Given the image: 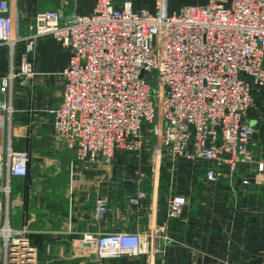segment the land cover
Segmentation results:
<instances>
[{"label": "built area", "instance_id": "1", "mask_svg": "<svg viewBox=\"0 0 264 264\" xmlns=\"http://www.w3.org/2000/svg\"><path fill=\"white\" fill-rule=\"evenodd\" d=\"M17 6L18 0H0V55L6 48L13 61L22 43L29 53L44 36L70 51L59 72L64 88L53 127L80 161L110 164L117 152H140L153 132L158 156L168 157L173 168L206 161L204 176L214 183L235 178L254 159L248 114L253 90L264 87V0H206L177 12L169 11L166 0H156L154 9L137 7L134 0H96L89 13L37 12L27 35L20 30ZM19 75H35L29 60L0 84V128L3 115L10 120L15 111L12 84ZM30 158L11 142L0 150V264H49L41 261L28 226L11 220L12 179L28 175ZM258 171H264V161ZM147 178L136 169L131 204L150 196L140 185ZM252 181L243 178L241 184ZM188 203L186 195L170 192L162 224L152 221L145 233L84 234L72 252L84 247L95 260L143 253L150 240L171 241L170 223ZM95 206L98 217L109 210L106 197Z\"/></svg>", "mask_w": 264, "mask_h": 264}, {"label": "crops", "instance_id": "2", "mask_svg": "<svg viewBox=\"0 0 264 264\" xmlns=\"http://www.w3.org/2000/svg\"><path fill=\"white\" fill-rule=\"evenodd\" d=\"M95 2L85 11H69L89 13ZM17 9L25 35L37 12H64L56 0H18ZM25 45L17 48L13 61L6 48L1 50L0 84L11 70L19 73L24 60L32 63L35 75L13 80L15 111L10 120L3 115L0 150L5 151L11 142L14 150L30 154L28 175L12 179L11 207L21 212L15 225L28 226L42 262L50 264L48 256L59 255L60 264H264V171H258V163L264 161L262 114L258 116L255 110L248 117L254 129L251 146L255 156L239 167L235 178L208 181L206 161L181 162L176 168L167 163L161 178L140 183L150 196L141 205H133L129 198L138 188L136 169L150 175L143 162L130 161L142 157L143 149L120 151L110 164L82 162L66 150L53 127V111L62 101L64 85L59 72L70 51L52 36L39 38L32 52L27 53ZM1 96L9 98L8 94ZM247 177L253 181L245 187L241 180ZM170 192L189 199L181 217L170 223L171 241L153 239L138 255L100 260L89 257L84 247L72 252L74 242L84 234L145 233L152 221L162 224ZM100 197L107 198L109 210L98 217L95 205Z\"/></svg>", "mask_w": 264, "mask_h": 264}, {"label": "rangeland", "instance_id": "3", "mask_svg": "<svg viewBox=\"0 0 264 264\" xmlns=\"http://www.w3.org/2000/svg\"><path fill=\"white\" fill-rule=\"evenodd\" d=\"M56 1L58 2L59 7L62 10H64V12L61 11L62 13L71 14V13H73V11L72 12L69 11L71 9H76L78 11H85L87 6H89L90 4L93 5L94 0H56ZM136 1H137V3L145 5V6L149 7L150 9H154L156 0H136ZM166 1H167L168 9L170 12H177L183 6H186V5L191 4V3L202 4V3L206 2V0H166ZM87 3H89V4H87ZM61 78L59 79V81L63 85V78H62V80H61ZM157 87H158L157 83L155 82L154 86H153L154 93H156ZM263 93H264V87H258V88H255L253 90L254 102H253L252 107L249 110L248 116L252 115L253 111L256 110V114L258 116H260L262 114V121L264 122V94ZM144 141H145V144L143 147V151L140 152V153H142L141 154L142 157L139 156V157H137V159H130V161H132V162H137V161L143 162V166L147 169L149 168L148 171H149L150 175L148 176V178H150V179H155V177L161 178V175L163 174V171L161 172V169L165 168L167 163H170L171 161L168 157H166V156L160 157L155 153L156 144L158 143L157 136H156L155 132H153V134H147V138H145ZM118 153H120V152H117L116 154H118ZM124 157H126V156H124ZM138 158H139V160H138ZM113 160H114V158H113ZM155 166H159V171L157 170L156 173L154 172ZM11 212H12L11 213L12 224L15 226V224L17 223L15 221V217H16V215L18 216V214L21 212H19L18 210H15L14 208H12ZM0 247H1V240H0ZM49 256H48V262H50V264H52V263L53 264H60L61 262H63L61 259L59 260V257H60L59 255L56 257H54V256L49 257ZM0 257H1V254H0Z\"/></svg>", "mask_w": 264, "mask_h": 264}]
</instances>
